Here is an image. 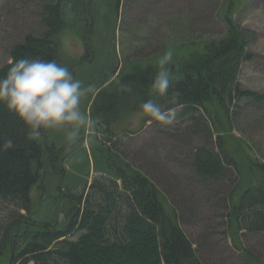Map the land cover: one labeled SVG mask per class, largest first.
Returning a JSON list of instances; mask_svg holds the SVG:
<instances>
[{"label":"trees","instance_id":"16d2710c","mask_svg":"<svg viewBox=\"0 0 264 264\" xmlns=\"http://www.w3.org/2000/svg\"><path fill=\"white\" fill-rule=\"evenodd\" d=\"M89 2L48 0L42 11L45 32L42 36L28 35L15 44L9 52L10 61L31 57L59 63V35L67 25L65 11L84 23L93 22V1ZM119 4L120 0H115L109 10L115 19ZM232 7L230 3L223 17L226 30L221 40L172 60V84L166 97L150 95L159 64L132 65L123 74L114 77L112 73L98 89L92 114L109 128L120 112L142 113L140 105L148 99L176 108L175 115L190 122L187 130L203 135L206 141L204 147L195 149L192 167L206 189L221 183L223 220L236 264H261L244 243L243 235L264 234V164L252 163L254 182L237 191L242 171L237 149L228 150L230 142L226 141L242 102L264 107V95L245 90L239 82L243 64L256 57L248 50L254 32L234 22ZM9 66L0 68V76ZM121 83L131 85L133 91H122ZM134 103L137 106L132 110L113 112L119 104L129 109ZM145 122L157 121L147 116ZM26 131L0 105V137L10 136L17 145L13 150L0 151V204L9 208L0 222V264H204L182 228L193 199L178 201L175 180L164 175L157 178L153 168L156 182L121 158L119 165L109 159L105 162L113 178L100 175L89 188L85 185L81 191L64 193L68 209L64 227L59 229L57 222L32 221V191L35 187L44 191L45 169L54 157L53 150L41 142L42 136L28 140ZM78 234L81 236L76 241L70 240ZM203 244H207L205 240Z\"/></svg>","mask_w":264,"mask_h":264},{"label":"rangeland","instance_id":"374dc122","mask_svg":"<svg viewBox=\"0 0 264 264\" xmlns=\"http://www.w3.org/2000/svg\"><path fill=\"white\" fill-rule=\"evenodd\" d=\"M47 1L0 0V68L9 63L15 44L28 35H43L42 11ZM92 1L93 22L80 21L69 9L64 17L66 28L59 35V64L68 67L85 86L94 85L98 91L112 73L115 77L132 65H157L167 51L177 60L192 50L200 51L206 43L221 40L226 30L223 17L233 3L234 22L254 32L248 50L256 56L243 64L239 82L245 90L264 95V0H120L116 19L109 13L115 0ZM94 96L89 94L81 101V110L94 126L82 130L71 152L65 151L63 132L43 133L41 142L53 150L54 160L45 169L44 191L35 187L32 192L31 220L37 224L57 222L59 229L64 227L68 222L64 193L81 191L100 175L113 178L105 162L109 159L119 165L121 158L155 181L153 168L157 178L164 175L175 180L178 201L193 199L182 228L204 264H236L223 220L221 183L206 189L192 167L195 149L206 145L203 135L190 133V122L176 115L171 125H165L145 122L147 116L140 112H120L132 110L135 103L129 109L116 106L113 112H120L119 116L107 128L92 114ZM227 137L228 150L237 149L242 171L237 191H242L256 178L251 164H264V107L242 102ZM8 209L0 204V222ZM243 241L264 264V234L243 235Z\"/></svg>","mask_w":264,"mask_h":264},{"label":"clouds","instance_id":"9594fccd","mask_svg":"<svg viewBox=\"0 0 264 264\" xmlns=\"http://www.w3.org/2000/svg\"><path fill=\"white\" fill-rule=\"evenodd\" d=\"M173 53L167 51L159 60V67L150 83V95L166 97L172 84ZM9 67L0 76V105L26 128L28 140H38L45 131L63 132L65 151L71 152L81 138L82 130L94 124L81 110L82 98L95 95L94 85L85 86L74 77L68 67L55 59L22 57L9 61ZM121 90L132 92L131 85L120 84ZM140 110L153 121L165 125L174 122L176 108L166 107L155 99L141 103ZM0 151L17 147L14 138L0 137Z\"/></svg>","mask_w":264,"mask_h":264}]
</instances>
